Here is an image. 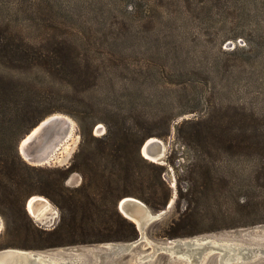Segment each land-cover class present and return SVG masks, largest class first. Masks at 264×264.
Returning <instances> with one entry per match:
<instances>
[{"label": "rangeland", "instance_id": "obj_1", "mask_svg": "<svg viewBox=\"0 0 264 264\" xmlns=\"http://www.w3.org/2000/svg\"><path fill=\"white\" fill-rule=\"evenodd\" d=\"M0 91L9 101L0 108V155L17 152L37 122L62 114L72 121L70 136L55 159L32 166L74 163L69 189L80 188L84 173L97 168L116 179L124 196L143 202L156 193L172 200L158 219L136 230L139 239L44 249L17 246L10 233L28 220L20 211L14 223L3 209L0 249H49L47 263L57 264H218L232 253L220 246L234 244L253 249L252 256L224 264H264V0H0ZM147 137L163 143L153 162L139 150ZM112 138L129 148L110 151ZM192 163L200 166L192 169ZM77 196L82 200L83 192ZM46 200L54 211L45 209L44 218L54 219L52 226L25 211L36 229L59 220ZM186 200L197 232L174 238L224 234L196 262L178 250L155 249L170 239L165 233ZM115 219L110 209H100L84 233L110 235L105 221ZM107 242L132 245L107 257L101 253Z\"/></svg>", "mask_w": 264, "mask_h": 264}, {"label": "trees", "instance_id": "obj_2", "mask_svg": "<svg viewBox=\"0 0 264 264\" xmlns=\"http://www.w3.org/2000/svg\"><path fill=\"white\" fill-rule=\"evenodd\" d=\"M4 95L0 91V108L9 103L4 98ZM18 121H20V118L16 117L13 120V125L17 124ZM0 122L4 123L5 120L0 118ZM10 136L13 141H16V131H12ZM148 138L150 137L146 139ZM97 142L101 145L107 143L100 139ZM115 142L117 141L114 138L110 140L109 146L112 147L110 151H118V146H122L124 150L129 148L125 140L123 143L119 141L117 145H115ZM102 148L99 149L101 154H103ZM113 157L119 158L117 154H113ZM122 162L125 164V169L123 168L125 175L128 178L131 177L132 169L129 158L127 159L125 156ZM118 164L120 167L124 165L122 163ZM196 166H200V164L192 163L190 167L193 169ZM74 169V163L65 168L44 169L34 167L22 161L16 149H13L10 155L7 153L0 155V211L8 209L12 215L11 217H15L13 219L14 223H17L16 215L20 211L28 220V224L24 228L15 226L16 235H13L12 232L10 233V238L18 244L17 246L27 249H44L85 242L132 241L137 237L134 224L124 218L116 208V201L127 195L126 191L120 192L116 189L114 186L116 179H112L101 170L94 168L84 173L86 181L81 184L80 188L69 189L65 181ZM8 184L12 186L8 187ZM88 186H93L97 192L95 194L89 192L87 190ZM80 191L83 192L82 200L77 196ZM35 194L43 195L59 210V220L51 229L40 230L34 228L25 213V201ZM181 198V195H179L178 200ZM142 200L152 209H156L157 206L165 207L167 204V197L164 194L153 193L148 198H142ZM100 209H110L111 213L116 217L113 221L104 222L106 228L112 234L87 237L84 232L92 228V215L98 213ZM191 219V208L189 207V201L186 200L184 209L178 214L177 219L171 222L165 236L174 238L193 235L197 231L192 228L194 223ZM81 232L85 235H81L79 238L74 237L76 233ZM22 237L27 243L18 242Z\"/></svg>", "mask_w": 264, "mask_h": 264}, {"label": "water", "instance_id": "obj_3", "mask_svg": "<svg viewBox=\"0 0 264 264\" xmlns=\"http://www.w3.org/2000/svg\"><path fill=\"white\" fill-rule=\"evenodd\" d=\"M62 116H63L62 114H55L53 116H48L47 118L42 119L36 124L39 126L36 131L34 132L29 131L27 134H25L29 136L28 139L25 140L23 136L19 140L17 144V152L24 161H26L27 163L28 161L33 162V163L38 162L39 161L38 159H40L41 157V153L45 152L43 145L38 142L39 138L44 139L45 141H51L53 139L52 136H54L53 132L58 131L60 133V138L58 141L55 142V144L61 143V141L68 139L69 137L68 136V131H69L68 122ZM155 145H158V144L154 142H150V141L148 142L143 141V143L141 144L139 148L141 155H142V151H141L142 149H144L146 152L155 153L153 152L156 148ZM157 148H159V146H157ZM28 164L34 165V166L36 165L32 163H28ZM37 165H43V164H37ZM68 181H69V177L66 179L65 183L69 184ZM42 198L46 200V198H44L43 196ZM26 201H25L24 207L28 215L31 216V213L28 211ZM171 203H172V200H170L162 210H159L157 212H151L150 209L140 200L134 197H131V196H124L117 201L116 208L118 212L124 218L131 221L134 224L136 230H139V232L141 233L144 227L148 223L158 219L165 212V210L170 207ZM38 205H39V201L35 200L33 202V206L37 208ZM52 220L54 221V219H50V222L46 224L47 227H50L53 225ZM140 235L141 234L137 236L138 239L140 238ZM219 238L224 239V234L217 233L216 237L206 234L202 236L191 237L188 239L170 238L166 240L165 244L155 246V249L169 252V250L167 249L169 246L172 247L175 244L174 242H181L183 244L185 242H190L192 240L193 241L201 240V242H204L203 244L207 246L204 252H202V255H203L204 253L211 251V249H208V246L211 243L213 244V245H210L211 247L216 248L218 246L217 243H219ZM131 243L132 242H128V243L107 242V244H105V250L101 253L106 255L107 257L118 255L119 253L123 251L129 250V248L132 245ZM114 244H127V247L121 252L112 253L111 251H109V246L114 245ZM159 246H161L162 248H159ZM47 251H52V250H49V249L47 250H22V249H15V248L0 249V260L3 259L0 263L2 264L3 261L7 260V258H10L11 256H19V255L24 256L29 259H33L35 257L36 258L35 263L40 262L42 259H45V262H49V260L51 259V256L49 255ZM247 256H252V253ZM218 260H219V257H218ZM227 260L228 259H226L223 263L218 261L219 262L218 264H224ZM67 263L68 262H63L60 264H67Z\"/></svg>", "mask_w": 264, "mask_h": 264}, {"label": "bare ground", "instance_id": "obj_4", "mask_svg": "<svg viewBox=\"0 0 264 264\" xmlns=\"http://www.w3.org/2000/svg\"><path fill=\"white\" fill-rule=\"evenodd\" d=\"M53 115H55V114H52L49 116H53ZM47 117H45V118H47ZM62 117L64 119H66L68 122V128H69L68 136H70L72 125H73L72 121L69 120L68 117H66L65 115H63ZM38 127L39 126L36 125L30 131L34 132L38 129ZM53 133H54L53 134L54 136H52L53 139L51 141H45L44 139H41V138L38 139V142L43 145L45 152L41 153V157H40V159H38L39 160L38 162L33 163V162L28 161V163H32V164H36V165L37 164H48L51 160L55 159L56 152L67 141V139L64 141H61V143L55 144V142L58 141L60 138V133L58 131H54ZM28 137H29L28 135H25L24 136L25 140L28 139ZM148 141L158 144V145H155L156 148L153 151L155 153L146 152L144 149H142L141 150L142 155L150 161H155V160L160 159V156L163 153V143L161 142V140L154 138V137L148 138L146 140V142H148ZM157 146H159V148H157ZM35 200L39 201V205L37 206V208H35L33 206V202ZM26 204H27L28 211L31 213V217H34L38 222H40L44 226H46V224H48L50 222V219L47 218L48 219V221H47V219L44 218V214H45L44 210L47 209L48 207L50 208L51 211H54V210H53V208L50 207V204L45 199L42 198V196L33 195L26 201ZM47 211H48V209H47ZM0 229H1V220H0ZM198 241H200V240H195V241L192 240L190 242H185L183 244L181 242H174L175 244L172 247L169 246L167 250H169L170 252H172L174 250H178V253L180 256L185 257L187 260L192 259L196 262V255L201 256L202 252L207 248V246H205L203 244L204 242L198 243ZM210 245H213V244L211 243ZM210 245L208 247H211ZM183 246L185 247L186 250L182 253L181 250H182ZM126 247H127V244H114V245L109 246V251H111L112 253H118V252L123 251ZM159 248H162V247L159 246ZM220 248L223 249L222 252L228 251V250H230V252H232L230 254L228 253L227 255H226V253H224V255H225L224 257L221 256L223 258V262L227 258H230L232 256H234L236 258L239 255H246L247 256V255L251 254L252 250H253V249H248V248L237 246V245L235 246L234 244H230L228 246L225 245L223 247L220 246ZM100 256L104 257L102 255H100ZM33 259H29V258H26V257L21 256V255L11 256L10 258H7V260L3 261L2 264H57L56 261H53V260L50 263H47L45 261H40L38 263H35L36 258L34 257ZM2 260H0V262ZM74 262H76V260H74Z\"/></svg>", "mask_w": 264, "mask_h": 264}]
</instances>
